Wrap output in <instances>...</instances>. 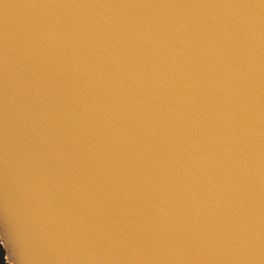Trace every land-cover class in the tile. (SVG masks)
Returning a JSON list of instances; mask_svg holds the SVG:
<instances>
[{
    "label": "water",
    "instance_id": "obj_1",
    "mask_svg": "<svg viewBox=\"0 0 264 264\" xmlns=\"http://www.w3.org/2000/svg\"><path fill=\"white\" fill-rule=\"evenodd\" d=\"M0 264H264V0H0Z\"/></svg>",
    "mask_w": 264,
    "mask_h": 264
}]
</instances>
